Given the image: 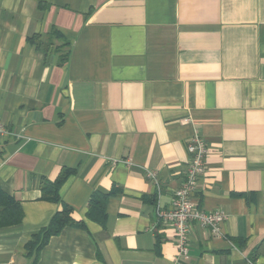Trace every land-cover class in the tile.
<instances>
[{
	"label": "crops",
	"instance_id": "obj_1",
	"mask_svg": "<svg viewBox=\"0 0 264 264\" xmlns=\"http://www.w3.org/2000/svg\"><path fill=\"white\" fill-rule=\"evenodd\" d=\"M0 123V190L21 213L0 216V264H33L27 243L64 205L83 226L37 264H264V0H0ZM196 131L199 205L226 219L220 235L194 221L182 258L156 211ZM64 170L61 202L44 199Z\"/></svg>",
	"mask_w": 264,
	"mask_h": 264
},
{
	"label": "built area",
	"instance_id": "obj_2",
	"mask_svg": "<svg viewBox=\"0 0 264 264\" xmlns=\"http://www.w3.org/2000/svg\"><path fill=\"white\" fill-rule=\"evenodd\" d=\"M8 134H10L9 131L0 123V135ZM186 148L190 158L185 180L182 186L173 191L170 206L166 209L160 207L156 211L158 221L174 228L178 253L182 258L189 256L190 230L194 221L210 228L213 234L220 235V224L226 219L223 211L206 212L202 210L197 198L199 179L207 170V158L210 152L208 145L196 131ZM147 176L157 183L155 172L148 171Z\"/></svg>",
	"mask_w": 264,
	"mask_h": 264
},
{
	"label": "trees",
	"instance_id": "obj_3",
	"mask_svg": "<svg viewBox=\"0 0 264 264\" xmlns=\"http://www.w3.org/2000/svg\"><path fill=\"white\" fill-rule=\"evenodd\" d=\"M69 54H65L62 56V64H64L68 60ZM73 173L72 170H64L58 179L54 182H46L44 181L42 184V193L43 198L53 202H61L60 189L63 186L64 182L68 178V176ZM108 200V195H102L100 193H93L90 206L88 210V215L93 219L96 218L98 220H105L106 218V203ZM71 208L67 205H64L62 210L56 212L54 216L51 218L48 226L40 230L38 234H36L32 241H29L26 245L27 250L29 251L28 255L33 256L34 260L33 264H37L38 254L40 250L48 243L52 236H56L60 234L62 229L67 225H76L83 226V224L76 223L71 217ZM4 215V216H3ZM0 216L11 219V222L18 223L21 220V213L19 208L16 207L14 201L9 196L5 195L0 190ZM8 221V219H5ZM264 255V239L260 242V244L254 250L252 255L253 260H255L258 256Z\"/></svg>",
	"mask_w": 264,
	"mask_h": 264
}]
</instances>
